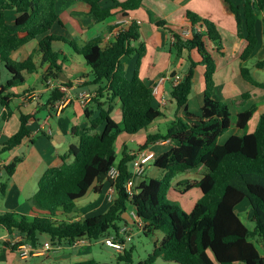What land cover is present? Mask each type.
<instances>
[{"label": "trees", "instance_id": "obj_1", "mask_svg": "<svg viewBox=\"0 0 264 264\" xmlns=\"http://www.w3.org/2000/svg\"><path fill=\"white\" fill-rule=\"evenodd\" d=\"M59 0H0V104L9 106L13 95L9 92L25 84L26 75L41 64L49 65L42 79L47 84L62 72L65 58L54 50L55 42L70 45L83 57L92 76L90 84L99 86L94 99L97 116L87 112L90 128L76 133L77 144H72L62 156V164L49 168L39 182L37 194L32 199L35 215H19L15 212L0 214V230L22 235V243L34 247L41 245L43 236L53 245H74L79 239L100 242L118 235L123 216L134 210L136 220L142 225L145 236L161 233L149 256L137 264H155L162 259L169 264H264L259 246H264V113L260 116L254 132H248L249 122L258 110L252 105L235 115L227 103L215 98L217 63L208 48V42L222 55L223 39L216 24L193 11L186 17L192 24L190 34H180L168 28L172 35L171 45L177 58L189 63V70L174 86L171 97L176 104L174 120L165 133L149 135L138 153L131 155L126 149L118 161L117 142L122 134L134 136L148 129L163 117L155 106L154 89L140 75L142 60L147 46L142 41L141 23L116 25L115 37L104 45L100 36L79 47L74 42L52 33L60 21L57 4ZM90 6L91 15L98 23L116 16L125 19L142 8L144 0H69ZM234 15L239 38L247 45L240 55V75L253 87L264 91V82L257 81L246 63L259 47L257 25L264 28V0H222ZM241 2V3H240ZM15 10L17 18L9 22L7 11ZM159 28H167V22H156ZM264 36V31H263ZM40 39L38 48L24 60L13 59V54L34 40ZM196 51L201 60L196 62ZM136 56L132 74L129 75L126 60ZM204 67V101L201 112L189 109V99L195 85L196 68ZM1 67L10 78L3 84ZM264 69V58L256 63ZM175 76V73L173 74ZM244 99L250 94L244 93ZM53 101H63L64 95L54 90ZM120 102L122 119L116 121L112 113ZM29 117L22 115L19 130L0 145V156L20 146L30 136ZM232 128L242 132L231 136L225 143L219 139ZM168 141L167 150L154 160V166L166 172L163 179L135 181L132 195L127 183L132 176L130 165L149 146ZM5 166L12 176L17 163ZM206 172L197 182L183 180L178 183L181 193L193 188L200 189L202 197L190 212L168 199L177 175L198 170ZM118 169L115 180L109 178L111 169ZM104 183L114 187V201L102 215L78 219V202L92 190L101 193ZM5 185L1 190L4 192ZM247 201L251 208L249 229L237 208ZM22 243L11 245L17 250ZM133 251L125 250L115 264H134ZM72 264H114L94 259Z\"/></svg>", "mask_w": 264, "mask_h": 264}, {"label": "crops", "instance_id": "obj_2", "mask_svg": "<svg viewBox=\"0 0 264 264\" xmlns=\"http://www.w3.org/2000/svg\"><path fill=\"white\" fill-rule=\"evenodd\" d=\"M57 10L60 21L54 25L52 33L74 42L79 47L100 36L104 37V45H108L117 32L116 29L112 33H109V28L119 25L120 20H122L121 16H116L105 22L98 23L95 17L91 15L90 6L76 1L59 0ZM187 11H193L201 17L211 20L220 31L223 39L222 55L214 50L211 42H208V48L214 54L217 63V73L215 75L216 86L220 88L222 97H226L222 101L226 102L229 98L233 105L243 107L238 108L235 115L247 110L249 104L250 107L252 105L258 107L252 119L253 125H251L252 120L249 122L250 129L248 132H254L260 116L264 113V95H260L261 93L252 95L251 91H248L244 93H248L251 96L249 99H244L242 96L244 93L237 87V80L242 78L240 75V55L245 49L247 42L239 38L236 19L227 10L222 0H144L142 8L132 16H129L134 20L141 21V36L142 41L147 46V55L142 60L140 75L149 85H159V95L155 97V106L159 107V110L163 113L162 119L165 118L167 121L172 122L177 112L176 104L171 97L172 89L175 86L173 74L175 73V76L183 77L189 70V63L184 58H177L173 53L171 48L173 39L168 30L170 28L180 34H190L192 24L186 17ZM17 16L15 10H10L6 13L9 22H14ZM159 20L166 21L167 28H159L156 26V22ZM263 31V24L259 21L257 25L259 47L254 56L260 52V60L264 58ZM39 42L40 39H37L27 44L13 54V59L17 61L26 59L38 48ZM57 46L58 49L56 50L55 47ZM53 47L55 51L61 53L62 58L66 59L62 64L63 70L59 73L58 77L49 80L53 83L54 88H49L43 81L42 77L48 71L49 65H42L41 57L38 56L37 71L26 75L24 85L9 90L13 97L9 100L8 108L0 104V145L6 143L19 130L22 115L29 117L28 129L31 132L30 136L20 146L8 152L9 155L7 158L2 159L0 156V214L15 212L19 215H35L32 199L38 192L39 182L42 176L49 168L62 164V156L67 153L72 144L78 143L76 133H82L90 128L87 112L90 114L93 113V119L98 114L93 101L97 95L99 86L90 84L92 76L89 75L90 71L85 65L83 57L78 55L66 43L55 42ZM192 55L196 62L201 60L196 51ZM184 61L188 64L187 70L181 72L178 69ZM135 62L136 56L126 60L129 75L132 74ZM246 65H248V62ZM9 78L10 76L8 74L5 82ZM5 82L2 83L4 84ZM197 84L199 85V110L195 114L201 112L204 101L203 66L196 68L194 87ZM54 90L64 95L63 101H53L52 94ZM162 97L166 100L165 105L161 101ZM190 103L191 101L189 100V109ZM190 111L192 112L191 109ZM112 116L116 121H121L122 113L120 102L117 103ZM152 134L154 133L150 127L137 134L138 138L134 137L136 135L130 136L122 134L117 142V152L122 154L123 149H126L131 155L137 154L139 148L137 150H131L128 145L129 142H135L140 147L144 145L147 137ZM240 134L242 132L235 128V134L230 135L225 142L231 136ZM167 143L168 141H160L149 146L139 154L137 160H142L144 164V160L148 158L149 154H152L156 159L167 150ZM17 159H20V161L17 163L13 175L8 176L5 166L12 164ZM130 170L133 172V163L130 165ZM197 172L199 174H192L196 177L201 176V178L205 173L203 167L199 168ZM144 174L139 179L137 178L136 182L145 180ZM200 179L194 178L187 180L197 182ZM179 182L181 181L179 180L173 183V187L169 191L170 193L173 192L174 194L178 193L179 195H183L181 189L177 188ZM2 184L5 185L4 192L1 190ZM110 188L109 183H104L101 193H95L91 190L84 199L80 200L77 203L80 209L78 219L105 214L114 201V197L110 195ZM201 197L202 193L200 191L199 196L187 201L189 212ZM240 206V208H237L238 213L242 211L250 219L251 208L249 203L245 201ZM134 215H136L134 210H128L123 216L124 221L122 222V227L128 226L133 230L137 229L138 221ZM157 234L159 233L157 232L153 235L155 237L154 245L163 236L161 233L160 236ZM19 237L23 238L17 232L11 234L6 230H0V264H72L91 259L96 260L94 256V244L98 242L93 243L87 238H84L80 241L79 245H54L52 251L41 252L44 243L51 242L45 236L42 237L41 245L38 247L27 244L35 251H38L37 255L22 258L18 249L13 250L11 246L7 245V243L14 245V240ZM99 243L102 244L101 242ZM101 246L104 245L102 244ZM126 250H131L134 253L135 248L129 244ZM259 250L264 257V246L262 244L259 246ZM116 253L117 256L115 258L117 261L118 256L123 253ZM132 259L134 263V255ZM158 260L162 259L160 258Z\"/></svg>", "mask_w": 264, "mask_h": 264}, {"label": "rangeland", "instance_id": "obj_3", "mask_svg": "<svg viewBox=\"0 0 264 264\" xmlns=\"http://www.w3.org/2000/svg\"><path fill=\"white\" fill-rule=\"evenodd\" d=\"M55 49H58V46L55 47ZM82 58V57H81ZM261 58V53L259 52L258 54H256L255 56H253L250 61L248 62L247 67L250 68L252 75L255 79L259 80V81H264V69H258L255 67V64L258 60H260ZM186 63V64H185ZM187 62L184 61L182 62V66H179V71L181 72H185V70H187ZM184 70V71H183ZM1 72H2V76H3V80L2 82H5L6 77H8V73L5 70L4 67H1ZM220 83V82H219ZM239 83V84H238ZM237 87L241 92H248L251 91V94L254 95L256 93H261L260 95H264V91L259 90L253 86H251L250 84H248L247 82H245L242 78H239L237 80ZM198 93H199V85L197 84L194 87L193 93L190 96V109L192 110V112L194 113H198L199 110V105H198ZM222 92L220 90L219 87H217L216 91H215V98L219 101H222L224 98L226 97H222ZM254 97V96H253ZM255 98V97H254ZM225 102V101H222ZM225 103H227L230 107V110L232 112V122H234L235 120V112L238 108H243L237 105H233L229 98L228 101H226ZM244 106V105H243ZM250 107V104H249ZM248 107V108H249ZM245 110V109H244ZM170 121H167V119H159L158 122H156L155 124H153L152 126H150V129H152V132L154 134L156 133H165L167 131L168 125L170 124ZM251 125H253V120L251 122ZM249 126H248V131H249ZM151 132V130H150ZM232 134H235V128H232L231 130L227 131L220 139H219V143L223 144L225 142V140ZM136 138H138V136H134ZM129 148L131 150H137L139 147L135 142H129ZM119 156H118V161H120V159L122 158V154L120 152H118ZM9 155L8 152L4 153L1 155L2 159L7 158ZM154 159L155 157L152 154L148 155V158H146L144 160V165H145V171H144V178L146 180H149L151 178H159V179H163L166 176V172L164 170H161L159 168H156L154 166ZM204 172H206V169H204ZM189 173V174H188ZM192 173H197V170H192L190 172L187 173H181L179 175H177L176 180L174 181V183H176L177 181H183V180H187V179H194V178H198L200 179L201 176H195ZM140 178V177H139ZM138 178V179H139ZM173 187V186H172ZM183 186L179 187L177 186V188L183 189ZM173 193V192H172ZM170 193L168 194V199L172 202H174L175 204L179 205L181 207V209L185 212H189V209L187 207V201H190L194 198H196L197 196H199V189L198 188H193L190 191L186 192V193H182L183 195H179L178 193ZM241 207V206H240ZM239 207V208H240ZM240 216L243 220V222L248 226L249 229H254V223L250 222V220L247 218V215L245 213H242V211H239ZM158 236H160V233L157 234ZM154 238L153 236H145L144 233L142 232V230L140 231V229H135L133 230V240L130 244V246H134L135 251L133 253L134 255V264H137L138 262H140L141 260H145L148 257V254L152 252L153 247H154ZM128 244V245H129ZM102 244L95 243L94 247H95V259L100 261V262H105V263H116V258L115 256H117V253L114 249L110 248V247H104L101 246ZM155 264H169L166 263L162 260H158Z\"/></svg>", "mask_w": 264, "mask_h": 264}, {"label": "built area", "instance_id": "obj_4", "mask_svg": "<svg viewBox=\"0 0 264 264\" xmlns=\"http://www.w3.org/2000/svg\"><path fill=\"white\" fill-rule=\"evenodd\" d=\"M133 21H135L133 18L131 17H127L125 19L120 20L119 25H130ZM138 23H141V21H138ZM117 33V32H116ZM185 34H189V33H185ZM174 82H175V86L178 85V83L181 81V77L180 76H174L173 77ZM48 87L49 88H54L53 83L51 81L48 82ZM154 95L158 96L159 95V85L155 87L154 89ZM162 103L165 105L166 100L164 97H162ZM145 171V166L142 162V160H135L133 162V172H132V176L130 177L128 183H127V192L132 195V188L135 184V181L137 178L141 177L144 174ZM109 178L112 180H115L118 176V169L117 168H113L111 169V171L108 174ZM110 195L112 197H114L115 195V189L112 186L110 188ZM134 217L136 218V215H134ZM138 228L140 229V231L143 229L142 225L140 222H138ZM84 239V238H83ZM83 239H79L75 242L76 245H79L80 241ZM133 240V229L129 228L128 226L122 227L118 233V235H113L109 238H106L102 241H100L104 246L110 247L112 249H114L116 252L118 253H124L127 245L129 243H131ZM15 243L13 244H18V243H22L23 239L21 237H19L18 239L14 240ZM18 251L21 255L22 258H28L32 255H37L38 251H35L31 246L22 243L18 246ZM54 249V245L52 244V242H46L43 245V249L41 250V252L45 251V252H49L52 251Z\"/></svg>", "mask_w": 264, "mask_h": 264}]
</instances>
